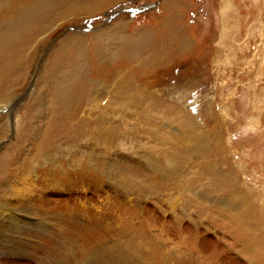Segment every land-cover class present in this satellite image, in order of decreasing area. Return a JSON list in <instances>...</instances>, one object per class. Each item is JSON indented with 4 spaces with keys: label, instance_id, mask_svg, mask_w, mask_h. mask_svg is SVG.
<instances>
[{
    "label": "rangeland",
    "instance_id": "obj_1",
    "mask_svg": "<svg viewBox=\"0 0 264 264\" xmlns=\"http://www.w3.org/2000/svg\"><path fill=\"white\" fill-rule=\"evenodd\" d=\"M104 3L96 16L80 15L77 23L76 19L41 21H46L43 25L47 28L39 37L49 38L36 50L17 101L9 104L10 109L15 104L23 106L20 112L25 107L38 110L29 116L23 124L26 130L20 134L26 156L34 152L29 143L42 141L44 131L47 140L43 141L48 146L64 148L75 142L73 149L90 150L99 156L94 159L95 170L91 171L90 158L84 173L69 170L64 178L54 176L46 198L41 196L45 204L38 210H44L54 223L60 216L66 218L62 223L66 237L61 241L69 251L86 254L82 263L92 256L94 262L99 259L104 264H264V0ZM171 13L175 18L168 26H161ZM116 23L123 24L122 33L109 30ZM169 27L185 34L190 44L170 62L142 75L151 76L144 86L159 96L160 107L156 101L149 107L148 101L142 106L129 104L121 111L117 102L109 103L111 91L100 90L101 94L94 90L90 96L96 97L97 106L89 101L80 115L86 117L87 127L96 130L97 137L103 136L96 147L91 138L88 142L85 139L88 131L80 130L78 111L68 109L63 119L54 109L56 91L49 79L38 84L41 96L29 97L45 59L65 36H89L84 41L85 60L88 65L98 61V68L107 72L113 63L118 66L123 62L124 55L119 53L123 40L135 41L149 32L157 39L169 33ZM95 69L90 70L88 80L96 79L100 70ZM133 76L139 77L138 73ZM98 80L109 88L108 83ZM171 105L176 107L173 113L167 110ZM92 106L95 111L88 113ZM209 111L226 121V133L220 140L213 138L214 144L204 143L211 136ZM105 137L112 145L106 146ZM2 138L0 153L10 154ZM221 145L229 158L213 163L222 169L232 167V172L218 176L212 173L211 161L214 147ZM6 166L10 172V164ZM41 180L44 186L43 176ZM55 247V252L40 253L47 259L38 258L36 264H61L57 243Z\"/></svg>",
    "mask_w": 264,
    "mask_h": 264
},
{
    "label": "bare ground",
    "instance_id": "obj_2",
    "mask_svg": "<svg viewBox=\"0 0 264 264\" xmlns=\"http://www.w3.org/2000/svg\"><path fill=\"white\" fill-rule=\"evenodd\" d=\"M0 1V136H3V138L6 139V149L11 151L10 154H8V152L5 153L6 151L0 153V264H36L38 258L47 259L45 255L40 256L39 254L42 252L46 254L49 251H54L53 248H57L55 247L56 243L60 249V254L58 253V256H60L59 261L61 264H104L99 259L94 262L92 256L86 258V261L82 263L81 261L86 257V254L83 252L69 251L66 244L61 241L66 237H63L64 231L62 230V223L65 222L66 218L60 216L57 218L60 221L54 223V220L49 217V215H45L44 210H38V208H42L41 205L45 204L44 198L46 197L44 196L49 191L53 178L57 177L59 179V177H63L65 175L64 173L67 171L69 172V170L76 172L74 173L71 171L72 174L84 173V167L89 162L90 158L89 163L91 171L95 170L97 163L94 162V159L99 157L97 156L98 154L96 155L95 153L90 152V150L89 152H86L73 149L75 142L71 144V140L69 141L70 144L66 145L67 147L64 148L56 147L55 144L48 146L43 141L44 139L47 140L44 136V131L42 134V141L41 139L40 141H34L36 143L29 141V144H31L30 148H32L34 152L31 154L33 156H26V153L23 154L25 151L23 149L25 144L24 141H21L22 138H20V134L26 130L24 129L23 124L27 123L29 116L33 114L35 115L38 113V110L37 108H32L28 111L30 107H25V110L20 112L21 110L19 108L23 106L19 107L18 104H15L14 108L10 109L9 104L13 101H17L18 94H20L18 92L21 91L25 84L24 82L27 81L28 74H30L29 69L33 65L36 50L41 49V46L46 43V38H49L48 35H42L39 37V35L43 34L45 32L44 30L47 28H44L43 25L46 21L43 22V24L41 21L47 18H52L54 20L58 19L67 22V20L74 21L80 15L93 17L95 15L94 13L105 7V3L103 4V0ZM173 17L174 14L171 13L170 17L160 25L168 26V21H171ZM51 22L53 21L51 20L50 23ZM41 24L43 27H41ZM122 26V23H116L113 24L109 30H116L117 32L122 33ZM168 29L169 33L160 34L157 36V39L152 37L154 32H149V34H141L140 38L135 41L133 40L127 43V41L132 38L129 40H123L124 45L121 44V50L119 53L122 56L124 55V60L118 66L113 63L114 66L107 72H103L101 71V68H98V61L95 63L92 61V64H87V61L85 60L87 55H85L86 46L84 41L87 38L89 39V36L82 37L69 34V36H65L63 40L57 43L56 48L45 59L44 70L40 79L36 82L35 89L30 93L29 97L34 99L38 93H40L41 96L43 92H40L38 84L41 83L42 85L43 79H49L50 84L53 87L51 89L56 91V93L53 92L54 109L60 113L63 119L66 117L68 109L78 111L77 119L80 118L81 120L79 126L80 130H86L89 132V134L87 132L89 138L86 137L85 139H88V142L91 138L90 141L92 142L93 147H96L100 136L97 137L96 130H91L88 128L89 126L87 127V124L83 119L86 117H81L80 115V111L83 109L86 110L89 107V101L91 104H95L94 106H97L98 100H96V97L90 96L91 94H94V90L95 92H101V94H103V92L100 90L111 91L113 94L108 96L109 103L112 104V102H117L118 104L116 103V106L117 108H120L121 111L128 109L127 107H130L128 106L129 104L131 106H142L148 101L150 102V105L147 103L149 107H154V101H156L158 107H160L157 100L159 96H157L154 91L147 88L148 85L144 86V84H147V79L149 80L151 76L143 78L142 75L147 74L151 68L170 62L174 55L189 47L190 44V40L185 34L177 31L176 28L169 27ZM101 33L102 31L96 34L100 35ZM96 36L91 35L90 37L94 38ZM168 44H170L171 47ZM95 66L97 69L94 68ZM102 66L103 65L100 64V67ZM92 69H95V71L100 70L99 72H101V74L97 72L95 78L100 79L102 82L104 81L106 84L108 83L109 88L100 83L99 80L95 81L96 79L92 80V78H90V80L87 79V77H89L88 74H91L90 70ZM132 72L138 73L139 77L134 78L133 74L135 73L132 74ZM93 81L95 82L93 83ZM44 86L47 85L45 84ZM81 88L84 89V91L81 90ZM83 92H85V94ZM112 97L113 100L111 99ZM113 105L114 106L111 107L113 109L116 108L115 104ZM175 109L176 107L172 105L171 108H167V110H170L172 113ZM92 111H95L93 106L92 109L88 110V113ZM209 112L207 120L210 119V130L209 127L207 128L209 131L208 133L211 136H208L210 140L208 139L207 142L204 143L209 144L208 142H211L214 144L213 138L220 140L223 137L222 134L226 133V128H224L226 121H223V118L221 119V117H215L211 111ZM69 117L75 119L76 115H70ZM3 119L4 123H2ZM61 121L63 120L61 119ZM99 124L102 125L104 123ZM92 126L94 127V124ZM218 126H220V129ZM35 128L33 129L34 132L37 130V128ZM108 129H110V126ZM76 136L79 137L78 134ZM112 136L114 137L115 135L112 134ZM108 138H106L108 140L106 146H110L111 144V141L109 142ZM224 148L225 146L222 145L221 147H214L211 167L213 171L212 173L218 176L227 175L232 172V167L231 169L230 167L228 169H222L218 164L213 163L219 160L222 162L228 160L227 158L229 157L227 156L228 154H225L227 151H225ZM100 156L102 155L100 154ZM7 163L11 166L10 172L7 169L9 168L6 166ZM42 176L43 179H45L44 186L41 185ZM37 179H39L38 181L40 185L36 182ZM1 184L4 186L2 187ZM17 185H20L19 188H16ZM41 196L44 198H41ZM38 202L41 207L37 205ZM53 206L52 207L55 209V205ZM50 215H52L51 212ZM53 217H56V215H53ZM57 226L61 229H58Z\"/></svg>",
    "mask_w": 264,
    "mask_h": 264
}]
</instances>
